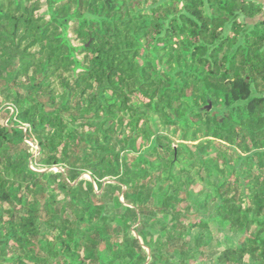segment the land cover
<instances>
[{"label": "trees", "instance_id": "1", "mask_svg": "<svg viewBox=\"0 0 264 264\" xmlns=\"http://www.w3.org/2000/svg\"><path fill=\"white\" fill-rule=\"evenodd\" d=\"M45 1L0 0V264H192L210 207L264 264L262 4Z\"/></svg>", "mask_w": 264, "mask_h": 264}, {"label": "rangeland", "instance_id": "2", "mask_svg": "<svg viewBox=\"0 0 264 264\" xmlns=\"http://www.w3.org/2000/svg\"><path fill=\"white\" fill-rule=\"evenodd\" d=\"M41 5H42L41 13L45 14V12H47L46 1L41 0ZM3 100H5V97L0 93V102H2V106H5V108L7 107L10 108L11 105L8 104L10 102H7L6 104V101L3 102ZM10 111L12 112V110ZM1 112L2 111H0V114ZM11 112L9 114H11ZM2 114L0 115V117L2 116ZM4 114L7 115L6 112ZM7 120H8V116L5 119L1 120V122L6 123ZM160 131L162 134L167 135L174 142H181L180 136L174 135L172 130H169L167 128H161ZM183 168L186 172L179 174V172L176 171L175 172L176 176H178L179 178H191L192 180L198 181V186L204 190L205 194L211 192L208 189L209 187L208 184H211L214 181H216L217 179L215 177L213 176L210 177L206 173H204L203 175H198L197 178L195 174H192L193 176L188 174V170L185 169L186 167ZM55 170L57 171L58 169L55 168ZM199 170L200 169L198 168V171ZM51 171L56 172L54 170ZM193 172H195V170ZM83 177L84 179L91 180V176L89 174H85L83 175ZM108 180L111 179L108 178ZM100 192L101 191H99V194ZM209 213L211 214V217L209 216ZM198 214H200L199 215L200 217L198 219H201L205 224H208L209 227L208 229L198 228L190 236L192 239L198 238L199 241L198 243L200 244L203 243L205 245L203 249H201V251L204 250L205 253L199 254L197 261L193 262L192 264H218L219 252L222 251L227 246V244H231L232 242L231 240H237L240 234L233 232H225L224 230L227 223L220 221L213 215L212 207L209 208L207 213L198 212ZM135 228L136 226L133 227V229Z\"/></svg>", "mask_w": 264, "mask_h": 264}, {"label": "built area", "instance_id": "3", "mask_svg": "<svg viewBox=\"0 0 264 264\" xmlns=\"http://www.w3.org/2000/svg\"><path fill=\"white\" fill-rule=\"evenodd\" d=\"M262 12L264 14V5H263ZM3 123H5V122H3ZM8 123H9V119L7 120V122L5 124L7 125ZM18 128L24 132V134L26 136L25 137L26 143L28 144V146L31 149V157H30V161H29V167L33 171H38L37 160L40 157L41 150H40V147L38 145V142L33 138V132H32L33 130H32L30 125L23 124V123H19ZM52 170L56 171L55 169H52Z\"/></svg>", "mask_w": 264, "mask_h": 264}, {"label": "crops", "instance_id": "4", "mask_svg": "<svg viewBox=\"0 0 264 264\" xmlns=\"http://www.w3.org/2000/svg\"><path fill=\"white\" fill-rule=\"evenodd\" d=\"M247 1L252 2V3H256V4H262V6L264 5V0H247ZM262 9H263V7H262ZM258 19H259L260 21H264V14H263V12H262L261 15L258 17Z\"/></svg>", "mask_w": 264, "mask_h": 264}]
</instances>
